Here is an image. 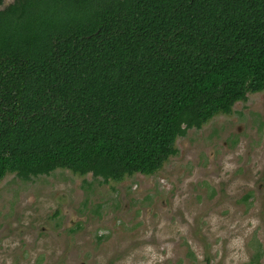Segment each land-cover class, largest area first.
Masks as SVG:
<instances>
[{"label":"trees","instance_id":"obj_1","mask_svg":"<svg viewBox=\"0 0 264 264\" xmlns=\"http://www.w3.org/2000/svg\"><path fill=\"white\" fill-rule=\"evenodd\" d=\"M261 92L264 0H14L0 10V182L154 175L188 130Z\"/></svg>","mask_w":264,"mask_h":264},{"label":"rangeland","instance_id":"obj_2","mask_svg":"<svg viewBox=\"0 0 264 264\" xmlns=\"http://www.w3.org/2000/svg\"><path fill=\"white\" fill-rule=\"evenodd\" d=\"M176 147L156 174L120 183L7 175L0 264H264V92Z\"/></svg>","mask_w":264,"mask_h":264},{"label":"flooded vegetation","instance_id":"obj_3","mask_svg":"<svg viewBox=\"0 0 264 264\" xmlns=\"http://www.w3.org/2000/svg\"><path fill=\"white\" fill-rule=\"evenodd\" d=\"M189 131V130H188ZM184 137V136H183Z\"/></svg>","mask_w":264,"mask_h":264}]
</instances>
